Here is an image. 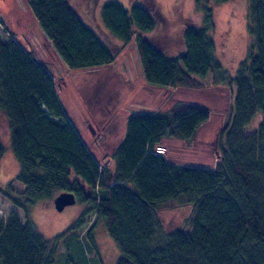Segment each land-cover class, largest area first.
<instances>
[{"label":"trees","instance_id":"obj_1","mask_svg":"<svg viewBox=\"0 0 264 264\" xmlns=\"http://www.w3.org/2000/svg\"><path fill=\"white\" fill-rule=\"evenodd\" d=\"M208 1L228 0H195L204 27L182 30L183 50L176 56L148 39L157 20L146 3L108 1L98 21L123 46L134 40L146 84L202 89L210 75V85L229 90L213 169L175 165L156 152L163 138L189 145L209 120V109L195 102L128 115L110 164L102 166L69 120L48 67L11 36L0 38V117L7 121L18 164L15 181L23 186L19 191L7 185L0 195L25 219L14 211L0 217V264H53L57 241L82 229L90 215L87 232L103 224L120 253L116 264H264V0H248L250 43L233 75L217 58ZM25 3L67 69L115 61L116 47L87 25L70 0ZM257 113L262 119L256 130L245 134ZM63 192L85 209L52 243L32 225L30 212L36 203L51 205ZM188 206V217L181 214L173 225L165 224V212Z\"/></svg>","mask_w":264,"mask_h":264},{"label":"rangeland","instance_id":"obj_2","mask_svg":"<svg viewBox=\"0 0 264 264\" xmlns=\"http://www.w3.org/2000/svg\"><path fill=\"white\" fill-rule=\"evenodd\" d=\"M70 1L87 25L108 45L116 47L117 56L112 64L92 69H67L36 24L25 0H0V19L3 21L0 38L11 36L38 62L48 67L60 103L94 159L102 166L110 164V157L123 138L128 115L145 111L164 112L176 102H195L209 109V120L197 130L189 145L163 138L156 152L175 165L213 169L218 157V133L229 113V90L224 86L210 85V75L205 78L202 89L161 88L146 84L134 40L123 46L111 38L98 21L101 6L112 0ZM115 1L124 6L133 1L146 3L157 20L156 30L147 34L148 39L170 56H176L183 50L181 33L185 27H204L203 15L196 10L195 0ZM205 5L214 13L215 28L211 36L217 58L222 68L233 75L245 58L250 43L246 20L248 0H228L221 4L208 1ZM261 119L262 115L257 113L244 128V133L255 131ZM0 144L3 149L0 189L12 184L20 191L23 186L15 181L18 164L10 149L4 116L0 117ZM52 204L36 203L30 212V222L53 243L52 239L65 232L85 206L75 202L58 212ZM186 208L165 212V224L173 225L181 214L184 219L188 217L191 206ZM12 211L20 221H25L22 211L0 195V217H7ZM92 219L90 215L82 229L72 231L74 233L57 241L53 264H116L120 253L103 224L97 223L87 232ZM184 219H181V224Z\"/></svg>","mask_w":264,"mask_h":264},{"label":"water","instance_id":"obj_3","mask_svg":"<svg viewBox=\"0 0 264 264\" xmlns=\"http://www.w3.org/2000/svg\"><path fill=\"white\" fill-rule=\"evenodd\" d=\"M75 201V197L72 193L63 192L53 199L52 205L56 211L61 212L66 206L73 205Z\"/></svg>","mask_w":264,"mask_h":264}]
</instances>
